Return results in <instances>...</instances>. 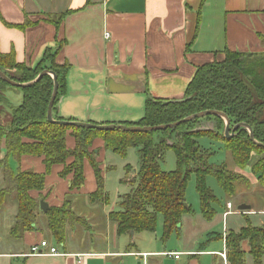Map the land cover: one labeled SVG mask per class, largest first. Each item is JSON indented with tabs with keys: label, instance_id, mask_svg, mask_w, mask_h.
Returning a JSON list of instances; mask_svg holds the SVG:
<instances>
[{
	"label": "crops",
	"instance_id": "1",
	"mask_svg": "<svg viewBox=\"0 0 264 264\" xmlns=\"http://www.w3.org/2000/svg\"><path fill=\"white\" fill-rule=\"evenodd\" d=\"M107 33L109 38H106ZM0 51L4 55L14 54L18 63L29 68L40 65L49 68L45 61L48 53L55 54L58 66H68L57 106L59 117L98 125L133 124L145 116L149 98L183 99L197 68L223 62L225 51L264 54V0H0ZM66 147L71 151L76 147L72 132L67 134ZM107 151L102 139H96L90 150L100 164L104 180L111 168L104 165ZM6 157L14 173H46L43 158L26 156L18 161L9 156L3 138L0 160ZM252 167L249 164L243 171L233 169L247 177L250 186L257 189L258 179ZM62 170L63 166L53 167L46 175L44 190L30 192L39 203L34 231L19 240L12 238L9 231L15 220L4 226L5 233L0 231L3 241L5 239L12 250L3 249V241H0V261L7 259L9 264H131L130 260L135 259V264H224L221 254L227 256L229 234L239 233L248 225L264 226V218L259 220V225L252 221L253 217H264L262 209H254L253 204L245 201L235 204L227 198L222 209L214 208L215 215L223 214L222 221L227 219L223 235L201 227L196 220H206L194 211L187 215L193 216L187 226L184 216L180 229L169 238L175 233L178 235L180 240L175 249L168 245L170 240L156 238L162 250L140 252L137 242L143 233L132 232L121 236L128 237L130 243L125 250H119L117 226L109 219L118 205L107 213L110 197L108 203L91 201L97 181L90 162L85 161V184L79 191H69L72 176L61 178ZM136 173L134 171V175ZM105 190L109 196L106 182ZM121 196L124 195L118 196V203ZM75 197L79 200L75 201ZM41 201L48 204L49 211L60 209L70 201L73 212L92 221L91 228L98 224L97 233L101 236L82 231L78 227L81 223H73L66 227L65 242L59 244L49 229V211L40 209ZM243 204L252 209L239 211L238 207ZM15 214L16 209L13 217ZM230 216L236 220L228 227ZM193 230H197L194 237ZM42 241L56 247L62 256H31V248ZM242 250L246 254L245 264H255L248 241L242 243ZM166 253L182 255L175 260L165 256ZM140 254H147V259L139 257Z\"/></svg>",
	"mask_w": 264,
	"mask_h": 264
},
{
	"label": "trees",
	"instance_id": "2",
	"mask_svg": "<svg viewBox=\"0 0 264 264\" xmlns=\"http://www.w3.org/2000/svg\"><path fill=\"white\" fill-rule=\"evenodd\" d=\"M54 56L52 53L45 56L49 68L42 65L29 68L18 63L14 54L4 55L0 51V71L19 84L32 82L44 70L55 73L59 94L53 108L54 120L73 122L57 114L69 68L58 66ZM225 57L223 62L197 68L183 101L151 97L146 103L143 119L126 126L145 128L168 125L202 112L217 111L228 116L231 128L238 124L249 125L255 142L242 128L236 130L233 137H225V122L217 116H208L175 129L157 132L96 131L50 123L47 113L54 90V79L50 75L26 88L11 86L0 78V113L9 114L4 109L11 108L4 96L7 89H18L23 94L22 104L9 114L11 122L0 126V140L5 138L7 154L18 161L26 156L43 158L46 166L45 174L30 171L14 173L7 163V157L0 160V171L8 185L5 191L0 192L1 203L14 195L17 204L15 222L9 235L19 240L36 229L39 203L30 196V192L43 191L46 175L57 165L63 166L61 178L72 176L69 191H79L85 184L84 164L89 161L97 181V189L90 195L91 201L109 202L100 164L96 162L94 153L90 152L96 139H102L107 150L122 157H126L130 148L136 147L139 152L140 168L137 173L134 175L131 168H126L124 184L130 187V192L120 197L118 210L113 211L109 217L117 226L119 236L132 232L154 233L158 216L161 215L164 220L162 240H169L177 232L183 217L193 213L189 205L185 207L187 182L192 174L196 176L201 212L206 221H212L215 217L213 205L218 202L206 186L207 176L212 175L218 180L228 199L237 195L239 186H249L241 174L226 166L210 163L211 153L201 148L197 141L202 136L221 140L235 168L242 171L249 165L252 154L260 157L261 160L252 167V172L259 186L264 187V54L225 51ZM202 120L214 122L213 129L198 131L201 128L198 123ZM69 132H72L76 140V147L72 151L66 147ZM166 150H172L177 160L176 170L170 173L163 171L160 164ZM69 160H72L70 164ZM47 216L50 232L59 244L65 242L66 227L80 223L75 218L70 201H66L60 209H51ZM244 241L249 242L250 255L255 264H262L264 226L252 225L227 236L229 263L245 264L246 254L242 250Z\"/></svg>",
	"mask_w": 264,
	"mask_h": 264
},
{
	"label": "rangeland",
	"instance_id": "3",
	"mask_svg": "<svg viewBox=\"0 0 264 264\" xmlns=\"http://www.w3.org/2000/svg\"><path fill=\"white\" fill-rule=\"evenodd\" d=\"M4 96L11 106V108L7 107L8 111L7 109H4V111L8 112L9 114L12 113V109H16L18 106L22 104L23 94L18 89H12V90L7 89ZM9 114L0 113V126H6L7 124L11 122ZM198 124H200L201 127L211 128L214 126L215 123L211 121L202 120ZM197 141L199 145L201 146V148L211 153V157H210L211 164L215 166H226L231 171H234L233 168H235V166L232 163L233 162L232 157H230V155L228 154L226 147L221 140L211 139L208 136H202L198 138ZM255 157L257 161L261 160L260 157H258L255 154H252L251 161L249 164H252L254 166V163L256 161ZM160 164H161L162 170L165 172L170 173V172L175 171L177 168V160H176L175 153L172 150H166L164 152L163 160L161 161ZM104 165L111 167L110 170L105 173L106 189L110 197V204L109 206H106L107 207L106 212L109 213L112 209L116 208V206L118 205V196L126 195L130 192L129 186L127 184H124V180L127 174L126 168L127 167L131 168V173H134V171H138V169L140 168V157H139L138 148L136 147L130 148L127 152L126 157H122L108 150L106 152V158H105ZM242 176L248 181L249 186L248 185L239 186L237 190V195L232 199V201L235 204L245 201V202L253 204L254 209H257V210L262 209L264 211V187L258 186V188L255 189V187L250 186L249 179L245 177L244 175ZM131 177L132 176H129V178ZM206 186L208 189H210L213 192V194L216 196L219 202H221L220 203L221 205L218 204L217 202L215 205H213V207L215 208L217 206V209L219 210L222 209L221 206H225L227 197L223 189L221 188L218 180L214 176L209 175L206 178ZM7 187L8 185L6 182H4L2 171H0V192L5 191ZM186 199H187V204L192 208L193 212L195 211L198 214H202L201 201H200L199 193L197 191L196 176L194 174L190 176L187 182ZM76 200H79V198L75 197V201ZM1 201L2 200H0V231H2V233H5L4 230L2 229L4 228V226H6V224H11V223L13 224L16 214H17L16 197L13 195L9 197V199L5 200V202L1 203ZM15 209H16V214L13 217L15 213ZM81 213H83L82 210H81ZM74 214L76 216L75 218H77V220H79V222L81 223V225H78V227H81L82 231L93 232L94 234L96 233V235H99V233L97 232L100 231L99 230L100 228L97 223H95L96 226L94 228H91L92 221H89L86 218L81 217L76 212H74ZM222 215L223 214L218 213L217 215H215V217L213 218L211 222L202 221V219H198L196 221L197 223L202 224L201 227L211 228L212 231L215 232L216 234L223 235L225 233V226H227V219H224V221H222ZM186 216L187 215H185L184 217L185 218L184 225L187 226V222L190 220V218L192 219L193 216L191 217L189 216L186 217ZM235 218L236 217H233V216L229 217L228 227L231 226L232 221L236 220ZM263 218H264L263 216L253 217L252 221L256 225H259L258 224L259 220H262ZM163 230H164V220H163V217L159 215L156 232L154 233L143 232V234L140 237V240L137 242V247L139 251L140 252H151L155 250H158V251L162 250L161 244L159 241H157V239L162 238ZM112 232H113V229H112ZM196 232L197 230H193L192 232L193 237L195 236ZM223 238L225 239V237ZM117 239H118L119 250H125L126 248H128V245L130 243V240L128 239V237L119 236ZM169 240H168L169 242L168 241L167 242H168V245H170L172 249H175L176 247H178V241L180 239H178V235L176 233ZM0 241H3V238L1 236H0ZM2 244H3V249L7 251H12L8 248V244L6 245L5 239L2 242ZM114 244L115 243H113L112 246ZM218 246L221 247V245H218ZM130 261H131V264L136 263L135 259H131ZM0 264H9V260L7 259L2 260L0 261Z\"/></svg>",
	"mask_w": 264,
	"mask_h": 264
},
{
	"label": "water",
	"instance_id": "4",
	"mask_svg": "<svg viewBox=\"0 0 264 264\" xmlns=\"http://www.w3.org/2000/svg\"><path fill=\"white\" fill-rule=\"evenodd\" d=\"M46 75H50L53 79H54V90H53V94L50 100V104H49V108H48V113H47V120L50 123H57L59 125H63V126H72V127H76V128H81V129H89V130H96V131H114V130H121L124 132H157V131H165L167 129H175L179 126H181L182 124H186V123H190L192 121H195L197 119H204L208 116H217L220 117L224 120L225 122V131H224V136L227 137L228 139L233 137L234 133L236 130L242 128L245 129L249 135L252 141L255 142L254 140V136H253V131L251 129V127L247 124H238L236 126H234L233 128H231V121L228 118V116L224 113L221 112H217V111H206V112H202L196 115H192L189 116L179 122H175L172 124H168V125H161V126H155V127H145V128H141V127H129L126 125H114V124H109V125H98V124H92V123H83V122H69V121H60L57 122L54 120L53 117V108L55 105V101L58 97L59 94V83H58V79L55 73H53L52 71L49 70H44L35 80H33L30 83L27 84H19L15 81H12L9 77L6 76V74H4L3 72L0 71V78L3 79L5 82H7L8 84H10L11 86L14 87H18V88H26V87H31L35 84H37L38 82H40L42 80V78ZM176 101H183V99L180 100H176ZM209 129H213V127H201L200 129H198V131H209ZM185 207L187 208L188 205L186 204ZM40 209L43 212H48L49 211V206L47 203H45L44 201H41L40 203ZM251 206L249 205H241L238 207L239 211H247V210H251ZM180 229V227H178V230Z\"/></svg>",
	"mask_w": 264,
	"mask_h": 264
},
{
	"label": "built area",
	"instance_id": "5",
	"mask_svg": "<svg viewBox=\"0 0 264 264\" xmlns=\"http://www.w3.org/2000/svg\"><path fill=\"white\" fill-rule=\"evenodd\" d=\"M110 35L107 33L106 34V38H109ZM229 209L232 208V205L229 204L228 205ZM31 256L34 257H44V256H50V257H58V256H62V254H60L57 250L56 247L54 246H50L48 244V242L46 241H42L39 245H35L31 248ZM182 254L179 253H166L165 256L167 257H172L175 260L180 259ZM147 254H140L139 257L143 258L144 260L147 259ZM221 257L223 259L224 264H228V259L225 253L221 254ZM144 264H146V262H144Z\"/></svg>",
	"mask_w": 264,
	"mask_h": 264
}]
</instances>
